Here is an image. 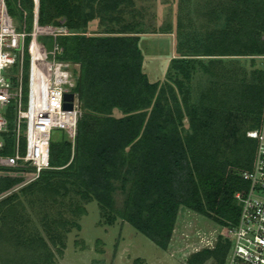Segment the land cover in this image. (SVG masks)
I'll return each instance as SVG.
<instances>
[{"label": "trees", "instance_id": "obj_1", "mask_svg": "<svg viewBox=\"0 0 264 264\" xmlns=\"http://www.w3.org/2000/svg\"><path fill=\"white\" fill-rule=\"evenodd\" d=\"M149 1L39 0L38 24L68 31L39 43L79 66L82 116L74 144L66 134L51 142V169L38 179L15 190L24 182L15 174L31 169L0 167V264H56L62 235L81 230L91 202L106 226L121 220L162 251L181 209L221 229L237 224L235 194L247 189L242 174L257 152L248 133L264 113L255 63L264 57V0H178L177 57L157 82L140 49L149 32L137 3ZM5 2L29 32L34 0ZM8 128L3 156L13 155L12 118ZM230 247L219 235L187 264H225Z\"/></svg>", "mask_w": 264, "mask_h": 264}, {"label": "built area", "instance_id": "obj_2", "mask_svg": "<svg viewBox=\"0 0 264 264\" xmlns=\"http://www.w3.org/2000/svg\"><path fill=\"white\" fill-rule=\"evenodd\" d=\"M34 5L33 25L25 32L9 15L5 0H0V167L31 169L17 174L36 180L51 169L52 132L62 130L74 144L82 111L76 92L79 66L58 60L56 47L46 56L39 43L40 38L56 39L68 31L62 26H40L39 0ZM66 94L74 96L72 110L64 108ZM9 118L13 119V155L3 156ZM248 136L257 141V152L253 169L242 174L247 189L235 194L239 220L217 235L231 244L225 264H264V113L261 128Z\"/></svg>", "mask_w": 264, "mask_h": 264}, {"label": "rangeland", "instance_id": "obj_3", "mask_svg": "<svg viewBox=\"0 0 264 264\" xmlns=\"http://www.w3.org/2000/svg\"><path fill=\"white\" fill-rule=\"evenodd\" d=\"M177 6L178 0L137 3L149 32L140 42L143 69L152 82L162 81L170 60L177 57ZM94 30L91 28L89 32ZM255 63L256 68L264 69L261 57H256ZM73 71L77 75L78 68ZM64 137L62 130H54L51 136L52 142H61ZM16 176L24 182L15 190L34 181L29 174ZM86 210L87 215L78 220L81 230L62 235L66 249L62 257L57 255L56 264H135L137 261V264H187L190 255L213 246L217 235L223 232L208 219L181 209L172 243L167 251H162L121 220L114 226H106L96 202L86 205Z\"/></svg>", "mask_w": 264, "mask_h": 264}, {"label": "water", "instance_id": "obj_4", "mask_svg": "<svg viewBox=\"0 0 264 264\" xmlns=\"http://www.w3.org/2000/svg\"><path fill=\"white\" fill-rule=\"evenodd\" d=\"M74 99V96L72 94H66L65 95V110H72V104L70 102H72Z\"/></svg>", "mask_w": 264, "mask_h": 264}, {"label": "crops", "instance_id": "obj_5", "mask_svg": "<svg viewBox=\"0 0 264 264\" xmlns=\"http://www.w3.org/2000/svg\"><path fill=\"white\" fill-rule=\"evenodd\" d=\"M2 175H4V173H1V174H0V176H2ZM11 175H12V174H11ZM13 176H14V174H13ZM15 176H16V175H15Z\"/></svg>", "mask_w": 264, "mask_h": 264}]
</instances>
